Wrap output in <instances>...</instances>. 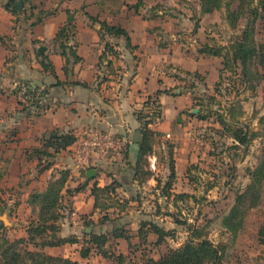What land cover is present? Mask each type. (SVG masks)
<instances>
[{"label": "crops", "instance_id": "0c3cea01", "mask_svg": "<svg viewBox=\"0 0 264 264\" xmlns=\"http://www.w3.org/2000/svg\"><path fill=\"white\" fill-rule=\"evenodd\" d=\"M78 1L72 0L74 3ZM5 3L6 1L0 0V119H5L4 124L8 127V133L4 135L2 151L4 154L15 151L18 155L14 158H8L6 155L3 160L4 166L9 167L7 174L12 171L17 177H22L30 172L29 166L33 165L35 169L41 162H45V160L40 162V154L32 155V148H42V140L55 131L70 132L76 136V140L88 133L111 131L127 140L123 158L115 162L95 158L94 163L82 165L85 168H95L97 171L95 177L88 178L81 175L79 177L81 181L92 179L93 183L88 184L87 187L93 186L95 182L104 186L117 181L121 194L133 200L137 190L140 192L149 182L155 186L154 182L157 181L152 177L140 183L135 178L134 165L138 159L142 138V120L139 118V112L150 108L146 105L148 99L154 97L158 91H163L158 96L162 114L153 121L151 127L162 133L159 139H162L164 150L166 142L170 143V141L173 144L178 142L181 146V149L173 146L176 180L172 191L175 192L178 186L177 176L181 174L187 180L190 168L186 164V169H183V165L180 168L179 158L184 157L187 162L194 155L192 147H189L194 142L190 138L194 133L186 123L198 120L199 124H203L207 119H214L210 116L204 120L198 114H204L207 108L214 107L210 102L211 97L219 98V91L216 89L221 87L218 82L223 58L200 52L201 47L207 44L202 38L195 43V46L193 44L185 48L184 38L163 37L157 34L158 27L168 32L167 25L162 21L159 25H153L155 24L153 20H157L162 14L161 11L160 14L157 12L156 8L159 6L150 7L144 4L140 13L124 6L130 9L125 20L113 21L109 20L111 18L108 20L101 18V14L106 11L96 3V0H93L90 3L96 8V13L86 14L87 18L83 20L77 19L76 15L77 30L68 45L76 49L81 59L75 62L71 57L66 70V57L60 52L59 44H55L54 37L60 26L66 22L67 11L71 6L63 10H55V13L48 15L43 21L31 25L32 20L26 18L28 7H25L26 12L14 15L6 9ZM48 7L44 6V9L49 10ZM143 8L152 12V17L143 19L141 14ZM90 16L125 27L131 37V46L124 37L104 34L105 32L98 28L102 23L91 19ZM218 45L227 44L218 43ZM41 46H46L47 49L40 51ZM42 54L47 55L52 61L54 73L44 70L41 63ZM195 72L203 78L202 81L194 78L192 74ZM23 82L49 89L47 100L49 108L42 114L27 116L19 112L22 108L19 100L23 99L26 89L22 88L17 94L16 88L24 87ZM233 101L238 100L231 99L230 103ZM244 102L240 101L244 110L240 119L245 116ZM195 108L198 112L194 111ZM145 113H149V110ZM71 147L73 148V145ZM71 147L63 150V153H69ZM28 150L29 154L26 153ZM179 152L181 153L178 154ZM152 156L156 158L157 154L154 152L149 159ZM70 160L68 158L64 167H72ZM169 163L168 155L166 180L171 172ZM60 165L53 163L43 172L39 171L41 176L38 178L37 174V179H34L38 183L32 184L33 180L28 184V193L23 198L18 197V201L22 199V204L28 205L30 192L33 189L45 190L49 180L54 176L52 174L54 168ZM80 168L76 167L77 174H80ZM11 184L15 183H10L9 186L12 187ZM84 192H77L74 195L79 210L82 207ZM89 193L91 192H87L89 197L86 203L91 207L89 210H92L94 197ZM7 201L14 202V196H7ZM27 210L32 211L31 207H27ZM79 220L78 225L72 228L74 234L79 230V224L84 222L82 217Z\"/></svg>", "mask_w": 264, "mask_h": 264}, {"label": "rangeland", "instance_id": "374dc122", "mask_svg": "<svg viewBox=\"0 0 264 264\" xmlns=\"http://www.w3.org/2000/svg\"><path fill=\"white\" fill-rule=\"evenodd\" d=\"M90 1L93 2V0H84L83 2L79 0L75 3L72 0H37L40 9L49 5V11L53 13L55 10H63L71 6L69 11L74 15L75 24L76 15L78 16L77 19L83 20L87 18L86 14L96 13L97 10ZM199 3V0H144V4L150 7L159 6L156 8L157 12L160 14L161 11L162 14L157 20H153L155 21L153 25H159L162 21L168 27V32H166L157 26L159 29L157 34L160 36L184 38L185 48H189L193 44L195 46L200 38L212 44L230 43L236 32L230 29L226 22L225 11L204 15ZM124 6L116 14L109 11L102 13L101 18L107 20L111 18L109 20L113 21L125 20L130 9ZM108 8L117 9V6L110 5ZM141 14L143 19L146 17L148 19L153 15L152 12L147 11V8H143ZM245 22L247 20L242 18L241 25H245ZM98 28L102 30V25ZM255 37L258 43L264 42V18L257 22ZM258 71L259 78L257 80L251 79L252 84L247 87H243L239 81L230 82V78L226 75L220 84L221 87L218 88L219 98L217 100L219 102L216 101L214 104L215 109L218 108L217 103L226 106L228 103L230 104L231 99L245 101L243 103L245 116L241 122L247 127L250 134H255L254 140L250 142L248 147H244L245 145L236 147L238 142L235 144L230 136V125L226 128L217 119H207L203 124H199L200 121L198 122V120L193 122V119H185L193 122H187L186 125L194 133L190 137L194 142L189 146L192 147L194 155L187 162L184 157L179 158L180 168L182 165L183 169H186L187 166L190 168L187 180L181 174L177 176L178 186H176L174 193H188L189 196L179 199L177 202L173 198L167 199L162 194V187L156 186L160 184L155 181V186L149 182L140 192L137 190L136 195H133V200L124 197L121 191L117 190L116 193L112 194V199H105L113 205L109 210L102 206L96 209L93 207L92 210H89L91 207L87 206L86 199L89 197H87V192H91L92 186H88L90 190L87 187L82 193L84 198H82V203L80 202L82 207L79 210L74 199L77 192L71 194L65 190L60 207L62 213L60 235L63 237L76 236L79 241L75 244L68 243L57 247L46 246L42 250L55 257L76 260L79 263L134 264L142 261L146 255L157 258L166 253L169 248L180 246L189 236L202 233L214 243L225 246L224 264H264V198H262L259 206L248 211L244 228L239 234L233 235L223 224L224 217L236 203L237 195L245 191L250 182V169L259 163L262 155L264 141V66L259 65ZM149 109L146 108L144 111ZM4 120L0 119V236L3 234L11 239H16L27 235L26 229L30 225L31 219L37 217V211L27 210V207L31 206L22 204V199L18 201V197H25L29 191L28 184L33 182L35 178L37 179V174L38 178L41 176L39 174L42 168L40 165L60 163L61 165L55 167L52 172L57 177H60V171L67 169L71 171L72 179L68 181V186L71 189L82 182L76 169L79 165L82 166V162L80 163L75 158V151L71 147L69 153L61 151L48 157V159L45 158V162L35 169L33 165L29 166L30 172L22 177H17V174L12 171L7 174L9 167L4 166L3 160H5L6 155L8 158H14L18 155L15 151H8L7 154L2 151L5 141L4 135L8 133V127L4 124ZM158 142L159 144L155 148L157 157L152 156L150 158V167L154 169L162 182L161 186H163L166 182L169 147L177 146L178 149H181V146L178 142L173 144L170 141V143L166 142L164 150L162 139H159ZM28 152L29 150L26 151V153ZM68 158L71 159L72 167H64ZM91 163H94L93 160ZM87 182L89 185L93 183L92 179L87 180ZM10 183L15 184H11L13 185L11 187L9 186ZM37 183L38 181L34 180L32 184L36 185ZM7 196H14L15 201L9 203ZM3 215H6L10 222L4 223L1 218ZM90 216L93 217L90 218ZM80 217L84 219V222L79 224L80 228L74 234L72 231L78 225ZM144 221L158 223L169 229L173 236H167L162 244L155 243L157 235L154 233H150L148 242L141 240L137 237V231ZM193 226H196L195 230H192ZM87 227H91L90 233L108 235V243L103 248L93 245L90 241V233L85 231ZM120 228L125 229L132 236L129 239L117 238L114 231ZM88 247L91 248L89 257L83 258L81 251ZM29 248L38 249L32 244L29 245Z\"/></svg>", "mask_w": 264, "mask_h": 264}, {"label": "trees", "instance_id": "16d2710c", "mask_svg": "<svg viewBox=\"0 0 264 264\" xmlns=\"http://www.w3.org/2000/svg\"><path fill=\"white\" fill-rule=\"evenodd\" d=\"M16 1L6 0L5 7L14 15H19V10L16 8ZM25 7H28L27 19H31V25H35L44 20L45 17L52 14V11L40 9L37 0H23ZM128 0H96V3L104 10L111 13H117L122 6H128L140 13L141 7L144 5V0H138L136 3H129ZM201 12L203 14L214 13L216 11H225L226 22L230 29L236 33L233 39L227 45H211L209 43L203 45L200 52L215 55L223 58V67L220 69V81L225 79L226 75L230 78V82L239 81L243 87L251 86L252 80H257L259 65L264 66V42L258 43L255 37L257 22L264 18V0H199ZM117 6V9L108 8V6ZM110 9V10H109ZM68 19L60 26L56 36L54 37L55 44H59L60 52L66 57V67L71 61V57L75 62L81 59L76 49L68 45L69 40L76 33V24L74 23V15L71 11H67ZM91 19L102 23V30L104 34H109L115 37H124L129 46H131V37L128 30L120 24H110L105 20H99L97 17L90 16ZM242 18L247 22L241 25ZM69 49V51H68ZM41 61L45 71L54 73V65L49 57L45 54ZM196 80L202 81L203 78L198 72L192 74ZM260 75V74H259ZM24 87L18 86L16 93L22 91L23 99L19 100V112L27 116L36 114L40 115L49 108L47 103L48 95L50 93L47 87H40L30 82H23ZM216 90L219 91L217 88ZM163 91H158L154 97H150L146 105L150 106L149 113L145 111L139 112V118L142 120V138L140 141V149L137 162L134 165L135 178L143 183L149 178L155 177L158 181L159 188L162 187V194L177 202L189 196L188 193H174L172 191L174 181L176 180V165L174 159V151L171 146L168 150L170 175L165 184L161 186L162 182L155 176L154 171L150 167L149 156L154 154L155 146L162 135L161 132L154 130L151 124L155 119L161 117V104L159 103V94ZM167 92V91H165ZM211 103L219 102L215 97H211ZM218 108L209 107L206 113H199L201 118L212 117L224 125L226 128L230 125V136L233 141L238 142L237 146L248 147L250 142L254 140L255 134H250L247 127L241 122L240 117L243 116L244 110L240 105V101H233L229 105L223 106L220 103ZM216 116V118H215ZM150 119H147L149 118ZM257 135V134H256ZM76 140V136L70 132L61 133L55 131L49 137L42 140L43 146L32 148V155L38 153L41 155L40 162L54 156L67 148H70ZM171 145V144H170ZM126 151V149H125ZM42 163V162H41ZM52 163H48L40 172L49 168ZM72 179L71 171H60V177L53 176L45 190L33 189L27 199L28 205L32 210L37 211V217H33L30 225L26 229V236L16 239H11L6 235L0 236V264H90L79 263L71 259H64L55 257L52 254L46 253L42 250L46 246H62L65 244H75L79 241L78 237H63L60 235L62 225L61 205L64 197V191L74 194L76 192L84 191L89 184L87 180L80 182L71 188L68 186V181ZM118 182L114 181L111 184L101 186L95 182L91 188L92 196L94 197V208L101 206L109 210L113 205L106 198L112 199V194L118 190ZM262 198H264V141L262 148V155L259 163L250 169V182L247 184L245 191L239 193L236 197V203L231 208L230 212L224 217V226L233 234L237 235L244 228L245 217L251 208L260 205ZM107 218V217H106ZM196 226L192 227V230ZM263 233V231H261ZM150 233L157 235L156 244H162L167 236H173V233L165 227L159 225L154 221H144L139 226L137 237L148 242ZM114 235L129 239L125 229H115ZM90 241L93 245L103 248L109 240L108 235L90 233ZM32 244L35 248L30 249ZM41 249H40V248ZM91 248L82 249L81 255L83 258H88ZM107 254L106 251H104ZM226 248L223 244H216L208 237L203 236L202 233L189 236L188 239L178 247H171L166 253L155 258L146 255L142 261L134 264H224ZM123 259V257H121Z\"/></svg>", "mask_w": 264, "mask_h": 264}, {"label": "built area", "instance_id": "2783aa9c", "mask_svg": "<svg viewBox=\"0 0 264 264\" xmlns=\"http://www.w3.org/2000/svg\"><path fill=\"white\" fill-rule=\"evenodd\" d=\"M127 140L111 131L88 133L75 140V158L82 165H88L95 158L118 161L125 154Z\"/></svg>", "mask_w": 264, "mask_h": 264}, {"label": "water", "instance_id": "95a60500", "mask_svg": "<svg viewBox=\"0 0 264 264\" xmlns=\"http://www.w3.org/2000/svg\"><path fill=\"white\" fill-rule=\"evenodd\" d=\"M15 5H16V8L19 10L20 13H22V12H26V8L24 7V2H23V0H18V1H16V4H15ZM46 49H47L46 46H41V47H39V50H40V51H45ZM194 111H195V112H198V109L195 108ZM78 167H81V168H80V175H81L82 177L93 178V177H95V175H96V173H97V171H96L95 168H85V167H83V166H81V165H79ZM1 218L3 219L4 223H8V222H10V221H8L6 215L1 216ZM85 231H86L87 233H90V232H91V227H87V229H86Z\"/></svg>", "mask_w": 264, "mask_h": 264}]
</instances>
